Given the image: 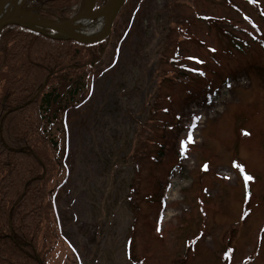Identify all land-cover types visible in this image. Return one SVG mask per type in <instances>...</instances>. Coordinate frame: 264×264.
<instances>
[{
    "label": "rangeland",
    "instance_id": "374dc122",
    "mask_svg": "<svg viewBox=\"0 0 264 264\" xmlns=\"http://www.w3.org/2000/svg\"><path fill=\"white\" fill-rule=\"evenodd\" d=\"M110 31L63 118L51 264H264V0H123Z\"/></svg>",
    "mask_w": 264,
    "mask_h": 264
},
{
    "label": "trees",
    "instance_id": "16d2710c",
    "mask_svg": "<svg viewBox=\"0 0 264 264\" xmlns=\"http://www.w3.org/2000/svg\"><path fill=\"white\" fill-rule=\"evenodd\" d=\"M82 1L34 0L45 18H68ZM106 41L57 40L17 25L0 32V264H51L55 193L67 174L63 118L88 98Z\"/></svg>",
    "mask_w": 264,
    "mask_h": 264
},
{
    "label": "water",
    "instance_id": "95a60500",
    "mask_svg": "<svg viewBox=\"0 0 264 264\" xmlns=\"http://www.w3.org/2000/svg\"><path fill=\"white\" fill-rule=\"evenodd\" d=\"M123 0H108V2L105 4V6L101 7L100 9L96 10L93 12V17H98L100 15L105 16L106 24L104 25L103 29L101 30V33L99 35L95 36H84L82 34H77L72 32L68 26L70 25L71 21L73 19L77 18V16L81 15L84 12H80L79 15L77 16H72L69 17L68 19L65 20H36V21H31L27 20L26 18H22L20 16H16L15 18H6L4 21L0 23V31L1 27L4 28V26L7 25H18L24 28H31L35 31H39L42 34L49 35L55 39H65V40H73L77 43H86V44H91L94 42H100L103 38L109 35L111 32V25L113 22V18L116 15V13L119 10V7L121 6ZM5 0H0V9L3 7ZM36 26L41 27L42 29H49L54 33H44L42 30L36 28Z\"/></svg>",
    "mask_w": 264,
    "mask_h": 264
},
{
    "label": "bare ground",
    "instance_id": "6f19581e",
    "mask_svg": "<svg viewBox=\"0 0 264 264\" xmlns=\"http://www.w3.org/2000/svg\"><path fill=\"white\" fill-rule=\"evenodd\" d=\"M26 1L27 0H5V4L0 9V23L6 18H15L16 16H20L31 21H43L44 19L41 18L39 13L35 11L23 10L25 4L27 3ZM94 3L95 0H85V8L82 11L84 13L73 19V21H71L70 25L68 26L72 32L88 37L99 35L101 33V30L106 24V20L104 15L93 17V12L96 11L93 9ZM2 28L3 27H1V30ZM36 28L46 32L41 27L36 26Z\"/></svg>",
    "mask_w": 264,
    "mask_h": 264
},
{
    "label": "snow or ice",
    "instance_id": "6c2138e0",
    "mask_svg": "<svg viewBox=\"0 0 264 264\" xmlns=\"http://www.w3.org/2000/svg\"><path fill=\"white\" fill-rule=\"evenodd\" d=\"M182 145H183V142H182ZM248 179H251V177H248Z\"/></svg>",
    "mask_w": 264,
    "mask_h": 264
}]
</instances>
